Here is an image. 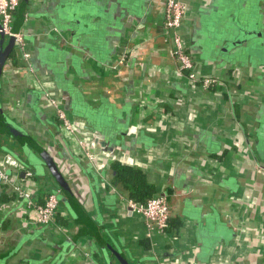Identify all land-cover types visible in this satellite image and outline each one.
<instances>
[{
  "label": "crops",
  "instance_id": "crops-1",
  "mask_svg": "<svg viewBox=\"0 0 264 264\" xmlns=\"http://www.w3.org/2000/svg\"><path fill=\"white\" fill-rule=\"evenodd\" d=\"M178 1L194 83L169 54L166 0H142L113 48L110 24L91 42L71 39L54 22L61 0H20L9 30L22 46L0 42V165L22 159L10 181L34 203L55 194L58 207L34 225L27 201L1 195L0 264H264V61L236 48L228 56L243 58L223 65L213 49L235 3L258 12L264 56V0ZM62 98L80 99L65 113L70 130L56 117ZM114 162L165 198L167 229L129 207Z\"/></svg>",
  "mask_w": 264,
  "mask_h": 264
},
{
  "label": "built area",
  "instance_id": "built-area-1",
  "mask_svg": "<svg viewBox=\"0 0 264 264\" xmlns=\"http://www.w3.org/2000/svg\"><path fill=\"white\" fill-rule=\"evenodd\" d=\"M20 0H0V32L7 34L13 38L16 45L21 48L23 35L20 33H11L9 26L13 14L19 8ZM186 12V6L178 0H166L164 27L170 33L172 38V48L169 51L171 57L178 63L179 69L183 71L190 82H196L199 77L196 73V65L186 53L183 40L179 34L183 16ZM202 86L207 88L215 83L214 79L202 78ZM56 103V102H55ZM56 107V117L65 129L70 130V125L66 114L62 109ZM60 108V107H59ZM89 159L91 156L87 155ZM19 168V163L11 156L5 157L0 165V193L3 191L12 192L16 198L24 199L28 203L29 208H33L36 213L32 224L44 226L54 221L58 207V200L55 194L48 195L43 203H34L29 200L27 193L10 181V176L15 174ZM10 170L11 175L6 172ZM129 207L138 215H140L151 229L163 231L169 225V209L166 200L158 194L152 195L144 204H137L129 200Z\"/></svg>",
  "mask_w": 264,
  "mask_h": 264
},
{
  "label": "flooded vegetation",
  "instance_id": "flooded-vegetation-1",
  "mask_svg": "<svg viewBox=\"0 0 264 264\" xmlns=\"http://www.w3.org/2000/svg\"><path fill=\"white\" fill-rule=\"evenodd\" d=\"M140 2H142V0H102L100 6H98L99 4L97 1H95V3L90 4L87 1L83 2L81 0H73V1L61 0V6L59 7V10L55 12V13H59L61 11V19L58 14L57 21L54 20V22L59 27V30L70 32L71 39L82 38L83 40H88L90 42L91 40H94L96 36H98L101 33V28H103V26L108 23L110 24L109 28L111 35L106 39V41L108 40L107 47L109 48L110 46L111 48L112 46L114 47L115 42L119 41L123 37V35L132 27L134 21H136L137 17L140 14L141 8L139 7L140 5L142 6V3ZM78 4H82L83 6L79 7L77 6ZM250 9L251 10L247 11L246 14H244V17L248 18L247 22L251 20L250 22H248L249 28L252 27L253 22L257 21V19L255 18L256 16L255 14L258 13L253 9V7H251ZM73 10L75 12L73 14L74 20L67 19L69 16L68 11H73ZM186 11H187V7H186ZM80 14H84V16H79ZM97 16L102 20H96ZM249 16H252V18H250ZM90 18L93 19L95 26L93 24L88 26L89 27L88 28L85 26L87 24H82L80 19L89 21L87 19ZM79 23H81V25H79ZM258 30L259 32L255 33L257 34V36H255V38L252 39L250 38L252 41V45L250 42L244 41L242 35L240 36L241 39L239 38L236 44H241L240 46L237 47L241 51H244L245 48L249 49L250 47H252L253 50H248V53L249 54L253 53L257 55L258 63H263L264 56L258 55V52H260V49H262L263 34L261 33L259 28ZM81 33H86L85 34L86 36L84 37L81 36ZM242 54H245V52H242ZM242 58H243L242 55L238 57L236 54L233 57L228 56L227 58H221L220 63L223 65L226 63L229 64L237 61V59H242ZM67 102H68L67 99L64 100V98H62V100L59 102L61 109L65 113H68V111L71 112L69 109L73 108L72 103L74 104V106H77L78 103H80V99L77 98L74 101H72V103H67ZM98 113H99L98 111H95L91 119L92 120L97 119Z\"/></svg>",
  "mask_w": 264,
  "mask_h": 264
},
{
  "label": "water",
  "instance_id": "water-1",
  "mask_svg": "<svg viewBox=\"0 0 264 264\" xmlns=\"http://www.w3.org/2000/svg\"><path fill=\"white\" fill-rule=\"evenodd\" d=\"M77 6L82 7L83 5L78 4ZM245 9H246L245 6L243 8L242 5H237L235 3L230 4L228 10H225V14H223V16H221V20H218L219 25L223 26V28H225V29L224 30L221 29L219 31L221 33L215 34L213 37V49L215 50L217 56L222 55V58H225V57H223V55L228 56L231 51H233L238 46H240L241 44H236V42L239 40L241 35L243 36L244 41H247L250 43H251V39L255 38V36H257V34H255V33H258L259 30L256 27V23L253 22L252 27L249 28V25L247 22L248 18L244 17V14H246V12H247V10H245ZM68 13H69V16L67 19L74 20V18H73V14L75 13L74 10L68 11ZM58 14H59L60 19H61V11ZM84 14H80L79 16H84ZM80 20H81L82 24H87V25H85L86 27L94 24V21L92 18L87 19L89 21L82 20V19H80ZM88 22H89V25H88ZM79 25H81V23H79ZM94 26H95V24H94ZM2 41H3V33L0 32V42H2ZM13 43H14L13 38H11L9 46H13ZM0 51H1V47H0ZM0 55H1V53H0ZM4 60H5V56H0V70H1V67L3 65ZM1 117H2V114L0 111V119H1ZM25 151L26 152L28 151V149L26 147L24 148V152ZM26 152H25V155H27ZM13 158L17 160L19 165H21V162L22 163L24 162V161H22V159H20V161H21L20 162L17 158H15V157H13ZM6 174L10 176L11 171L8 170L6 172Z\"/></svg>",
  "mask_w": 264,
  "mask_h": 264
},
{
  "label": "trees",
  "instance_id": "trees-1",
  "mask_svg": "<svg viewBox=\"0 0 264 264\" xmlns=\"http://www.w3.org/2000/svg\"><path fill=\"white\" fill-rule=\"evenodd\" d=\"M111 169L115 173L116 181L122 183L129 200L137 204H144L152 195L155 194V188L145 181L142 173L132 167L114 162ZM8 194L13 198L16 196L9 191H3L1 195Z\"/></svg>",
  "mask_w": 264,
  "mask_h": 264
},
{
  "label": "rangeland",
  "instance_id": "rangeland-1",
  "mask_svg": "<svg viewBox=\"0 0 264 264\" xmlns=\"http://www.w3.org/2000/svg\"><path fill=\"white\" fill-rule=\"evenodd\" d=\"M215 84V83H214ZM23 154H25L24 150H23Z\"/></svg>",
  "mask_w": 264,
  "mask_h": 264
}]
</instances>
